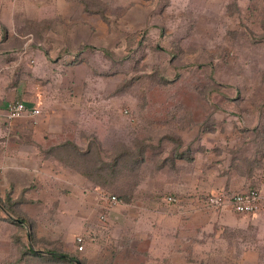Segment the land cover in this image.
<instances>
[{"label": "rangeland", "instance_id": "1", "mask_svg": "<svg viewBox=\"0 0 264 264\" xmlns=\"http://www.w3.org/2000/svg\"><path fill=\"white\" fill-rule=\"evenodd\" d=\"M75 6L85 9L89 27H76V40L101 50L87 47L74 56L78 63L54 64L58 79L23 81L53 101L71 103L54 106L52 117L70 120V141L95 142L92 160L108 163L122 146L132 152L124 158L138 162L122 165L120 157L118 189L106 194L117 198L124 191L127 201L117 198L110 232L98 236L89 232L102 193L80 174L74 186L63 177L41 176L32 186L13 177L12 188L0 182V200L13 196V210L31 225L0 220V264H55L24 255L26 246L53 249L80 264H264L263 255L243 251L233 234L222 232L227 210L206 204L232 162L264 147V0H85ZM30 232L33 244L25 237ZM80 234L87 236L82 252L74 245Z\"/></svg>", "mask_w": 264, "mask_h": 264}, {"label": "crops", "instance_id": "2", "mask_svg": "<svg viewBox=\"0 0 264 264\" xmlns=\"http://www.w3.org/2000/svg\"><path fill=\"white\" fill-rule=\"evenodd\" d=\"M76 1L85 5V0H26L12 2L18 6L13 8L11 4L0 1V182H3L5 186L6 184L7 186L11 184L9 187L15 185L16 180L13 177H26L29 183H33L30 185L32 186L41 182L39 179L41 176L63 177V183L74 186V176L77 172L67 169V166L55 160L53 155V153L59 152L60 144L69 140L68 128L73 125L70 120H59L52 117V113H55L53 108L54 106L70 107L71 103L53 101L50 99L53 97H45L39 90H37L38 92L34 90V82L26 83L23 80L30 78L31 81L58 79L59 74L54 71V64L60 60L64 64L78 63L77 59H73L74 56L79 55H76L78 51L74 53L69 50L70 42L72 48L87 49L88 45L95 47L84 43L82 39L76 40L77 36L74 33L76 27L80 31L89 29L83 22L86 11L84 8H77ZM14 17H20L23 23L17 24L15 19L13 20ZM64 38L65 40H63ZM78 48L77 50H79ZM81 51L84 53V50ZM30 61L36 64L28 65ZM13 100H21L28 106L40 109V116L6 119V101ZM69 111L68 109L63 110L66 114ZM71 112L74 113V111ZM222 176L221 184L217 186L218 192H241L252 189L251 186L264 191V174L254 180L241 178L235 173L222 174ZM256 177L258 176L256 175ZM64 178L67 179L64 181ZM88 183L84 180L81 185L89 187ZM11 188L8 189V193H11ZM94 188L99 191V188ZM102 196L106 195L100 194L96 202L100 214L104 213L106 206ZM11 197L13 200L14 197ZM2 200H5V197ZM119 203L110 209L104 223L99 219L94 224L92 223L89 233L92 230L98 236L109 233V217L114 216V212H118ZM0 210L6 213V216L0 218L3 223L10 224L9 219L15 221L1 206ZM226 210L227 213L220 218L219 223L221 227H224L222 232H228L229 236L233 234L232 239L243 248V251L251 252L256 257L264 256V208L252 217H244ZM196 217L198 216L196 215ZM114 219H116L115 216ZM199 221L196 220L195 223L198 224ZM19 223L20 226L26 227L21 225V222ZM189 223L191 221H188ZM26 235L27 242L31 244L29 234ZM86 239L87 236L85 245ZM30 250L36 252L30 257L42 261L47 260L46 257L49 256L44 250H34L33 248ZM27 251L25 249L23 254H26ZM242 255L244 256L246 253Z\"/></svg>", "mask_w": 264, "mask_h": 264}, {"label": "trees", "instance_id": "3", "mask_svg": "<svg viewBox=\"0 0 264 264\" xmlns=\"http://www.w3.org/2000/svg\"><path fill=\"white\" fill-rule=\"evenodd\" d=\"M87 47L90 49V51L91 50H97V51L101 50L100 48H97V47H93V46L89 47V45ZM81 50L83 49H79L76 55L80 54L82 52ZM106 54H109V53L107 52ZM254 131L259 132L258 127ZM116 146L118 148L119 145L116 144ZM94 147H95V142L93 140L88 141L84 147L83 145L79 146L73 141L66 140L65 142H63L62 144L58 146L59 152L55 154L53 153V155H54L55 160H57L61 164L64 163L63 164L64 166H67V167L68 165L72 166L71 169H73L75 172L80 174L82 177L86 178L91 183L95 184L99 188L100 193H102L103 195H106L107 189H111V188H114L115 190L118 189V186L115 184L118 179L117 177L121 175L122 172H124V168L123 167L120 168L121 163L118 162L119 158L121 157L123 160L125 159L124 163L122 161L121 162H122V165L125 164L126 166L129 163L135 164V162H138V161H136L133 156H131V159L124 158V155H126L127 153H132V152H127V151L123 152L124 146H122L119 151L121 153L115 154L114 157L108 161V163L103 162V164L100 165V162L102 160L101 158H98V156L97 158H94L93 160L90 158V155L92 153V148ZM189 151H190L189 148L186 149V153H188L187 157L190 160H192V157L190 156L191 152ZM146 153H147L146 151L143 152L142 160L140 158V162H143L144 159H146L147 157ZM251 156H252L251 158L244 156L241 162L238 160H235L234 162H232V165L228 166V168L226 169V172L223 173V175L227 173L228 175L230 173H235L241 178H249L251 180H254L255 178L259 179L264 174V147L263 149H258V151L253 152ZM82 162L85 166H89L90 168L87 169L85 168V166L81 167L80 164H82ZM135 170L132 168L131 170H128V173L132 175V172H134ZM256 175L258 177H256ZM136 186H137V181L134 183V187ZM251 188L255 190H259V188L255 186H251ZM123 192L124 191L119 192V195L117 198H121V200L127 201V198H123L125 197L123 195ZM9 198H10L9 196H6L5 200H0V206L3 208V210L9 213V215L15 219V221L9 219L8 222L18 227H20L19 222H21V225H25L30 230L31 225L28 224V222L22 216H20L18 213H16L13 210L14 206L18 205V203L12 202L11 199ZM26 236L27 235L25 234V237ZM29 238L31 240V243L33 244L34 237L31 232L29 233ZM26 249L28 250L26 255L32 256L36 254V252H33L32 250H30L28 246H26ZM45 252L49 254V256L46 257L47 260H49V262H52L55 264H75L73 262L74 261L73 257L65 253H58L53 249L46 250Z\"/></svg>", "mask_w": 264, "mask_h": 264}, {"label": "built area", "instance_id": "4", "mask_svg": "<svg viewBox=\"0 0 264 264\" xmlns=\"http://www.w3.org/2000/svg\"><path fill=\"white\" fill-rule=\"evenodd\" d=\"M9 2L26 1V0H6ZM40 111L37 108L28 106L22 101H12L6 106V119L13 120L18 118H35ZM105 202L104 213L100 214L99 221L104 223L107 213L114 205L119 203L118 199L113 195L102 196ZM168 202L174 203L177 200L173 197H168ZM206 204L210 207L228 209L240 215H252L264 208V191L249 189L246 191L226 194L225 192H218L208 197ZM74 245L78 252H82L85 247V237L77 235L74 238Z\"/></svg>", "mask_w": 264, "mask_h": 264}, {"label": "water", "instance_id": "5", "mask_svg": "<svg viewBox=\"0 0 264 264\" xmlns=\"http://www.w3.org/2000/svg\"><path fill=\"white\" fill-rule=\"evenodd\" d=\"M73 262H74L75 264H80L78 261H75V260H74Z\"/></svg>", "mask_w": 264, "mask_h": 264}]
</instances>
